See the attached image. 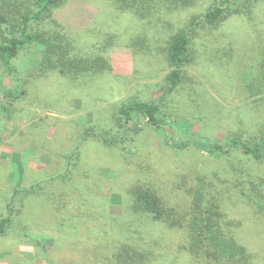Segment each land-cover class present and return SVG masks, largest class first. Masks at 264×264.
I'll use <instances>...</instances> for the list:
<instances>
[{"label":"rangeland","instance_id":"obj_1","mask_svg":"<svg viewBox=\"0 0 264 264\" xmlns=\"http://www.w3.org/2000/svg\"><path fill=\"white\" fill-rule=\"evenodd\" d=\"M214 1L147 22L119 12L112 0H66L53 13L67 35L81 32L93 45L118 34L109 49L113 72L79 82L36 77L44 54L36 45L13 60L15 74L0 63V218H12L0 235V264H116L127 221L147 231L156 254L149 264H208L186 248L187 226L175 230L129 212L136 185L187 212L203 177L222 189L229 215L242 219V242L260 253L252 264H264V203L253 201L250 183L227 181L239 168L264 183V158L239 150L217 156L204 146L264 131V0H250L253 18L232 15L211 27L203 18ZM194 23L193 60L185 82L170 91L167 42ZM137 37L148 46L134 48ZM16 90L21 97L7 102L6 92ZM133 99L158 103L167 124L143 114L125 124L119 108ZM32 186L35 193H18Z\"/></svg>","mask_w":264,"mask_h":264},{"label":"trees","instance_id":"obj_2","mask_svg":"<svg viewBox=\"0 0 264 264\" xmlns=\"http://www.w3.org/2000/svg\"><path fill=\"white\" fill-rule=\"evenodd\" d=\"M65 1L0 0V35L3 37L0 41V63L8 72L15 74L17 70L13 60L18 57L21 50L30 45L44 48L43 58L35 65L36 77L58 74L79 82L85 77L92 78L113 72L109 49L113 43L112 38L117 37L118 34L114 32L111 38L107 37V40L93 45L83 40L81 32L73 36L67 35L64 32V25L53 13V10L64 5ZM112 1L119 12H129L139 20L152 22L157 19V15L163 16L165 13L189 8L198 0ZM254 5L250 0H215L206 11L203 22L211 27H218L232 15L246 14L253 18ZM197 26L199 23H194L190 29L172 34L167 42L165 61L170 70L166 80L170 91L185 82V67L193 60L190 55L192 33L197 30ZM147 42L148 38L146 40L137 37L131 45L134 48L135 46L143 48ZM16 92L17 90L6 92L7 102L21 97V94L16 95ZM3 109L9 111L10 105L3 106ZM119 113L125 118V124L133 121L135 115L139 114L146 116L150 123L158 127L167 124L165 114L161 112L160 105L156 102L133 99L123 103ZM90 132L95 133L93 130H88V133ZM258 137L243 140L239 135H232L227 138L226 144L204 143V146L217 156L239 150L254 159L262 160L264 131ZM111 142L108 143H114ZM233 174L235 178L230 181L228 178L229 184L236 182L245 188V184L250 183L254 192L253 201L262 206L264 183L249 181L239 168ZM85 177L90 176L85 174ZM201 179L202 183L195 190L193 202L187 212L169 206L159 193L148 185H136L133 189L129 212L140 218H152L175 230L185 229L183 227L187 226L186 248L195 259H202L208 264H252L260 253L253 255L248 246L242 242L239 236V231L244 228L242 219L229 215L222 198V189L218 184L214 181L207 183L204 177ZM37 189V186H32L31 189H22V192L18 190V193L31 195ZM127 223L128 221L120 223L118 243L114 253L116 264H149L155 259L156 254L154 255V245L152 246L147 231H140ZM10 226H12L11 217L0 218V235L6 234ZM135 232L136 234L133 235Z\"/></svg>","mask_w":264,"mask_h":264}]
</instances>
